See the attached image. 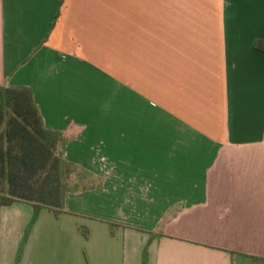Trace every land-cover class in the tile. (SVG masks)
<instances>
[{
	"label": "crops",
	"instance_id": "1",
	"mask_svg": "<svg viewBox=\"0 0 264 264\" xmlns=\"http://www.w3.org/2000/svg\"><path fill=\"white\" fill-rule=\"evenodd\" d=\"M0 86L82 172L0 264H264V0H0Z\"/></svg>",
	"mask_w": 264,
	"mask_h": 264
},
{
	"label": "trees",
	"instance_id": "2",
	"mask_svg": "<svg viewBox=\"0 0 264 264\" xmlns=\"http://www.w3.org/2000/svg\"><path fill=\"white\" fill-rule=\"evenodd\" d=\"M60 136L47 130L27 87L0 86V206L27 203L64 212L70 166L57 153Z\"/></svg>",
	"mask_w": 264,
	"mask_h": 264
},
{
	"label": "rangeland",
	"instance_id": "3",
	"mask_svg": "<svg viewBox=\"0 0 264 264\" xmlns=\"http://www.w3.org/2000/svg\"><path fill=\"white\" fill-rule=\"evenodd\" d=\"M62 147L63 146L59 144V146L57 148V153L61 156H62ZM62 158H63V156H62ZM67 174H68V176H67L68 178L66 180V185L68 187L69 192H74V191L80 190L82 188V172L77 170L76 167L73 168L72 166H70V170L68 171ZM77 198L75 197L74 200H79V197H77ZM82 198L86 202H89V201L92 202L91 200L94 201L93 197L90 199V197L87 195H86V197L83 196Z\"/></svg>",
	"mask_w": 264,
	"mask_h": 264
}]
</instances>
